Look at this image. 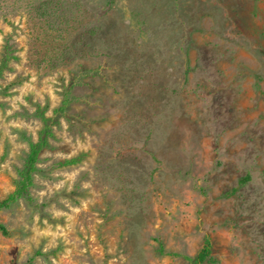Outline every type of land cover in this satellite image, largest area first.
<instances>
[{
    "label": "rangeland",
    "instance_id": "374dc122",
    "mask_svg": "<svg viewBox=\"0 0 264 264\" xmlns=\"http://www.w3.org/2000/svg\"><path fill=\"white\" fill-rule=\"evenodd\" d=\"M66 1L68 41L0 0V199L73 96L0 264H189L205 237L207 264H264V0Z\"/></svg>",
    "mask_w": 264,
    "mask_h": 264
},
{
    "label": "trees",
    "instance_id": "16d2710c",
    "mask_svg": "<svg viewBox=\"0 0 264 264\" xmlns=\"http://www.w3.org/2000/svg\"><path fill=\"white\" fill-rule=\"evenodd\" d=\"M17 2L24 4L25 8L31 11L34 18L42 22L46 28L53 32H57L62 36L61 38L67 40L66 37L70 33V28H74L73 23L76 21L75 12L71 7V3L66 0H12L11 4H17ZM1 14L0 12V15ZM62 31L63 34L60 33ZM79 42H81L80 39L69 41L67 44L68 47L64 49L66 56L71 49L76 50L87 47V42L81 43V45ZM7 60L8 52L5 51L0 60V73L6 67ZM71 98H73V96L65 95L60 104L53 109L52 116L44 115L43 110L37 108L36 115L40 120V127L37 131L36 139L28 141L27 151L22 165L18 169V178L15 181L14 188L5 198L0 199V208L8 206L19 197H28V188L32 184V175L37 170L36 162L38 160V155L41 150L48 145L51 125L56 122L58 116L64 114ZM79 160L80 156H74L61 160L59 164H74ZM243 180H245V178H243ZM0 232L2 234L7 233V229L1 223ZM184 258L188 260L189 264H207L210 258V242L208 238L205 237L203 239L202 245L194 255L184 256Z\"/></svg>",
    "mask_w": 264,
    "mask_h": 264
}]
</instances>
